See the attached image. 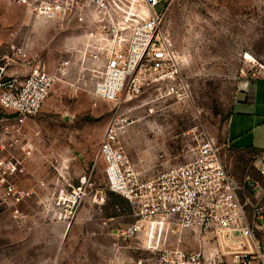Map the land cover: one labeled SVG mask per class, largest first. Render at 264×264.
Instances as JSON below:
<instances>
[{
  "label": "rangeland",
  "instance_id": "1",
  "mask_svg": "<svg viewBox=\"0 0 264 264\" xmlns=\"http://www.w3.org/2000/svg\"><path fill=\"white\" fill-rule=\"evenodd\" d=\"M163 12L192 84L187 104L149 88L99 98L93 89L101 76L91 72L99 65L85 54L82 25L39 19L19 0H0V94L1 83L23 81L36 65L55 72L72 60L68 77L23 126L0 103V264H152L143 239L113 235L134 216L107 186L98 156L112 123L142 179L195 158L207 134L241 185L264 187L257 153L224 147L239 82L264 76V0H161L156 13ZM242 196L257 201L247 187ZM185 239L188 250L202 246L198 236ZM227 259L234 262L227 255L217 263Z\"/></svg>",
  "mask_w": 264,
  "mask_h": 264
},
{
  "label": "built area",
  "instance_id": "2",
  "mask_svg": "<svg viewBox=\"0 0 264 264\" xmlns=\"http://www.w3.org/2000/svg\"><path fill=\"white\" fill-rule=\"evenodd\" d=\"M19 2L39 19L74 20L85 28V54L99 65L91 71L101 76L93 89L99 98H133L149 88L161 99L179 104L193 101L192 84L173 32L165 24L164 12L156 13L161 0ZM24 50L26 47L19 52ZM71 67V59L62 61L55 72L36 65L23 81L1 83L0 103L17 115V124L23 126L41 112ZM228 146L225 143L224 147ZM98 156L105 162L107 186L129 202L134 216L132 222L115 228L113 235L124 240L143 239V247L155 254L152 264H207L208 254L215 259L231 255L236 264H252L253 260L264 264L259 238L264 236V187L248 180L247 191L255 192L257 201L243 198L246 187L227 169L222 147L213 136L201 138L195 158L149 179L140 177L114 123L107 129ZM260 172L264 175V155ZM188 236L200 237L204 246L184 248ZM215 242L219 252L206 249Z\"/></svg>",
  "mask_w": 264,
  "mask_h": 264
},
{
  "label": "crops",
  "instance_id": "3",
  "mask_svg": "<svg viewBox=\"0 0 264 264\" xmlns=\"http://www.w3.org/2000/svg\"><path fill=\"white\" fill-rule=\"evenodd\" d=\"M236 116L239 118L236 120ZM231 121V125H230ZM230 125V127H229ZM228 144L236 150L255 152L258 155L257 166L262 165V157L264 155V76H258L254 79H243L238 84L235 100L232 106V113L229 118L227 128ZM247 138V141H244ZM264 200V192L261 197ZM264 248V236L262 237ZM201 248L204 246L201 243ZM210 251L217 249L220 251L217 242L215 244H207L206 249ZM226 249L224 248V252ZM217 258H210L215 264ZM226 257V256H223ZM232 258V257H230ZM229 264H236V262L227 259ZM260 262L252 261V264H259ZM219 264H221L219 262Z\"/></svg>",
  "mask_w": 264,
  "mask_h": 264
}]
</instances>
